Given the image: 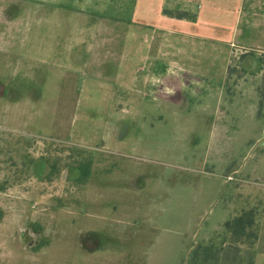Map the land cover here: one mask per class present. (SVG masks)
<instances>
[{
	"label": "rangeland",
	"instance_id": "374dc122",
	"mask_svg": "<svg viewBox=\"0 0 264 264\" xmlns=\"http://www.w3.org/2000/svg\"><path fill=\"white\" fill-rule=\"evenodd\" d=\"M93 1L0 0V264H86L84 246L96 242L130 255L120 256L119 264H145L150 236L167 231L156 219L180 199L176 162H152L132 148L149 143V116L118 106H129L131 98L151 100L132 85L130 68L123 71L120 64L129 59L135 69L139 62L142 43L129 19L132 1L125 0L121 11L117 0H103L100 8ZM246 4L256 26L264 0ZM247 31L239 33L235 49L246 43L252 54L264 57L257 29ZM101 42L107 49L98 58L107 61L94 66L92 55ZM104 83L112 88L104 89ZM45 159L57 161L59 172L48 177L47 171L33 170ZM87 165L89 174L81 180L78 168ZM162 176L166 187L156 185ZM262 184L264 178H248L228 186L234 193L239 186ZM229 194L225 189L223 198ZM251 209L264 228V197L236 215ZM212 239L216 247L206 261L204 251L195 249L198 262L250 264L253 251L244 236L235 241L222 228Z\"/></svg>",
	"mask_w": 264,
	"mask_h": 264
},
{
	"label": "crops",
	"instance_id": "0c3cea01",
	"mask_svg": "<svg viewBox=\"0 0 264 264\" xmlns=\"http://www.w3.org/2000/svg\"><path fill=\"white\" fill-rule=\"evenodd\" d=\"M124 1H116L119 11ZM131 1L129 19L143 50L140 52L137 43L135 69L129 59L120 64L123 71L130 68L132 85L145 89L151 100L144 103L131 98L129 106H118L121 111L131 108V113L149 116V143L144 147L135 142L132 148L150 155L146 158L152 162L164 158L176 162L174 177L180 189L179 201L156 219L167 231L150 236V244L143 247L144 262L202 264L195 249L204 251L201 261H206L216 247L212 236L219 234L224 222L261 204L264 197V184L246 189L239 186L233 193V187L228 186L233 181L225 178L229 173L243 178L242 182L264 178V57L252 54L246 43L235 49L239 33L249 35L247 30L254 28L258 51L264 53V13L255 26L249 21L248 0ZM93 4L104 6L103 0ZM178 12L185 15L178 17ZM241 15L245 16V28L240 31ZM96 48L94 66L107 61L98 58L99 50L107 49L106 42ZM103 88L112 87L104 83ZM253 146L259 149L251 151ZM248 159L251 164L246 166ZM45 165L34 163L33 170L47 171ZM165 182L162 176L156 185L166 187L169 182ZM225 189H230V194L223 198ZM193 193L196 198L190 200ZM171 225H178L177 231H171ZM262 225L257 219L252 264H264ZM192 251H197L193 263L189 261ZM84 254L86 264L96 260L94 264H119L120 256H130L98 242L84 246Z\"/></svg>",
	"mask_w": 264,
	"mask_h": 264
},
{
	"label": "trees",
	"instance_id": "16d2710c",
	"mask_svg": "<svg viewBox=\"0 0 264 264\" xmlns=\"http://www.w3.org/2000/svg\"><path fill=\"white\" fill-rule=\"evenodd\" d=\"M178 17H182L185 15L184 12H178L176 14ZM46 166H47V176L50 177L61 169V166L58 164L57 161L51 160V159H45ZM78 169L82 170L81 178L86 180L88 174H89V165L83 169L82 167H79ZM254 211L248 210V211H242L239 215L234 216L233 218L226 220L223 224L224 231L229 234L231 239L235 238V241H239L237 237H243L244 236V244H248L249 248L253 247V244L257 240V220L254 219ZM247 231V235L245 236V232ZM247 238V239H246ZM241 242V241H240ZM253 263V256H251V262ZM194 264V263H193Z\"/></svg>",
	"mask_w": 264,
	"mask_h": 264
},
{
	"label": "built area",
	"instance_id": "2783aa9c",
	"mask_svg": "<svg viewBox=\"0 0 264 264\" xmlns=\"http://www.w3.org/2000/svg\"><path fill=\"white\" fill-rule=\"evenodd\" d=\"M225 178H226L227 181H235V182H242L243 181V178H240V177L236 176L233 173L227 174L225 176Z\"/></svg>",
	"mask_w": 264,
	"mask_h": 264
}]
</instances>
